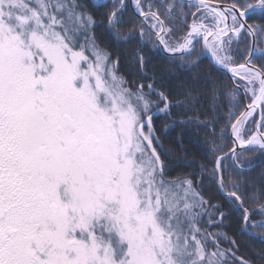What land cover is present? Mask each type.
<instances>
[{"label":"snow or ice","instance_id":"6c2138e0","mask_svg":"<svg viewBox=\"0 0 264 264\" xmlns=\"http://www.w3.org/2000/svg\"><path fill=\"white\" fill-rule=\"evenodd\" d=\"M253 239L264 0H0V264H264Z\"/></svg>","mask_w":264,"mask_h":264},{"label":"trees","instance_id":"16d2710c","mask_svg":"<svg viewBox=\"0 0 264 264\" xmlns=\"http://www.w3.org/2000/svg\"><path fill=\"white\" fill-rule=\"evenodd\" d=\"M127 18H131L130 22L134 21V20H137V18L134 17L133 11H132L131 8H129V10H128L126 19ZM132 43L134 44L135 42H132ZM128 47H131V44ZM110 50H111V46H110ZM120 72L123 73L125 76H127L129 79L132 78L131 72L129 70V66H128V64L125 63L123 58H122L121 64H120ZM225 82L227 83V80H225ZM186 143H188V142L186 141ZM188 147H189V151L193 152V153H196L197 159H199L200 157H199L198 145H196L195 143H189ZM254 159H256L257 161H260L262 158L257 154L254 157ZM192 170H193L192 168L186 169V171H192ZM259 171H260V166L258 164L257 168L254 169L253 174L258 173ZM250 245H251V247H249L248 245H245V248L242 251H246V254L248 256H251L252 259L255 260V259H257V257L253 254V249H255L256 252H259L261 247H264V245H262V243H261V241L259 239L251 240L250 241Z\"/></svg>","mask_w":264,"mask_h":264},{"label":"flooded vegetation","instance_id":"af4514ba","mask_svg":"<svg viewBox=\"0 0 264 264\" xmlns=\"http://www.w3.org/2000/svg\"><path fill=\"white\" fill-rule=\"evenodd\" d=\"M131 1L129 0V3H130ZM131 8V7H130ZM132 9V8H131ZM132 11H133V9H132Z\"/></svg>","mask_w":264,"mask_h":264},{"label":"water","instance_id":"95a60500","mask_svg":"<svg viewBox=\"0 0 264 264\" xmlns=\"http://www.w3.org/2000/svg\"><path fill=\"white\" fill-rule=\"evenodd\" d=\"M131 1V0H130Z\"/></svg>","mask_w":264,"mask_h":264}]
</instances>
